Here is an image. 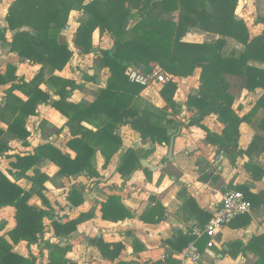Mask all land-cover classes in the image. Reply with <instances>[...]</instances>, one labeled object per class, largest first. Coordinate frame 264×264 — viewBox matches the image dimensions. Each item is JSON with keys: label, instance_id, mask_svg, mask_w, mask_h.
Returning a JSON list of instances; mask_svg holds the SVG:
<instances>
[{"label": "trees", "instance_id": "trees-1", "mask_svg": "<svg viewBox=\"0 0 264 264\" xmlns=\"http://www.w3.org/2000/svg\"><path fill=\"white\" fill-rule=\"evenodd\" d=\"M239 0H16L9 10L7 27H0V46L17 54L30 65H40L39 74L30 82L16 76L17 68L9 65L5 74L0 73V87L11 85L4 92V105L0 107V157L10 151L12 141H21L27 145L31 133L27 129L30 117L38 115L41 105H50L68 119V127L75 137L69 142V148L76 157L62 153L51 144L38 146L33 154L16 156L12 163L17 179H26L29 190L11 181L0 170V207H13L16 210L15 228L7 234L12 243L4 236L0 237V264H36L37 258H29L14 252V245L26 241L29 246L45 244L51 249L49 264H64V255L68 248L52 245L44 240L46 218L51 215L44 207L50 203L45 196V184L49 177L36 169L43 160L49 159L59 165V176L73 177L84 174L89 180L99 178L93 159L99 148L108 162L121 146L122 140L115 135L121 126L129 125L140 135L143 144L169 145L173 134L180 124L171 117L181 113L182 105L174 100L178 85L168 82L161 89V96L167 103L166 108H156L147 103L141 104V92L144 87L133 84L128 77V69L135 66L150 71L156 63L169 75L188 78L196 69H201L200 87L190 94L186 107L196 111L191 126H197L207 132V141L217 143L225 152L231 148L229 157L247 156V171L255 182L264 181V169L254 163V157L264 153V136L256 135L246 151L237 152L242 123L253 124L257 115L264 112V94L259 98L251 112L240 117L234 110L235 101L243 91L255 93L264 90V69L250 62L264 65V31L251 38L248 27L235 18ZM79 11L84 14L76 32L74 43L84 54L93 52V34L96 30L108 32L114 40L111 51H101L95 60L96 67L108 68L111 76L107 87L100 90L97 100L90 105L67 102L69 89L75 87L74 81L63 79L55 72L63 71L73 56L67 43L60 41L63 30L69 23L70 14ZM178 12V19L174 14ZM139 20L130 33V24ZM264 21V20H263ZM192 29L218 34L231 38L244 46L240 54L233 52L224 57L226 46L224 39L211 44H192L183 42L185 35ZM8 31L15 32L9 42ZM47 85L59 97L51 101V95L41 89ZM20 92L26 100L15 95ZM209 115H216L225 126L223 134L217 136L201 123ZM87 122L97 131L82 126ZM264 132V115L256 125ZM137 152L130 149L123 158L118 172L127 177L141 168ZM32 171V174H28ZM148 172V170H145ZM176 177L180 175L176 173ZM250 185L235 190L244 194L252 208L264 205V190L251 192ZM34 196L40 198L43 207L32 204ZM69 202L77 208L84 203L82 194L74 189ZM102 218L113 223L131 218V213L123 206L120 198L111 196L102 205ZM152 216H158L153 223L165 220L164 210L155 208ZM90 216V215H89ZM89 216L81 214L75 220L66 223L52 219L54 236L67 239ZM236 220V219H235ZM241 227L250 224L251 218L243 215L237 218ZM238 227V225H232ZM192 240L179 233L168 241L175 252H181ZM209 239L204 237L198 243L202 249ZM233 246L242 247L239 242ZM97 247L105 262L114 263L123 249L121 244H108L97 240ZM257 256L255 264H264V236L253 238L245 251ZM169 256L167 264H178Z\"/></svg>", "mask_w": 264, "mask_h": 264}, {"label": "crops", "instance_id": "crops-1", "mask_svg": "<svg viewBox=\"0 0 264 264\" xmlns=\"http://www.w3.org/2000/svg\"><path fill=\"white\" fill-rule=\"evenodd\" d=\"M15 1L0 0V27L8 26L6 18ZM174 16L178 19L179 13L176 12ZM83 17L84 14L79 11H73L70 14L69 23L63 30L60 41L69 45L73 56L65 69L55 72V75L75 83V87L69 89L67 102L90 105L97 100L100 90L107 87L111 76L108 68L96 67L95 60L101 51L113 50L114 40L108 32L96 30L93 34V52L82 53L76 47L74 40ZM235 18L246 24L251 38L261 35L264 31V0H239ZM138 21L131 22L129 34H132ZM14 34L15 32L12 31L7 32L6 38L9 42L12 41ZM219 39H224L227 43L223 49L224 57H228L233 52L240 54L244 51V46L234 39L199 29L189 31L182 41L192 44H211ZM109 42H112V46ZM230 43L241 51L233 49L225 55V49ZM98 44L99 48H97ZM250 64L264 69V65L259 63L250 62ZM9 65L16 67V76L23 78L26 82L32 81L42 68L40 65L24 62L17 54L0 46V73L5 74ZM151 65L159 67L156 63ZM132 67L135 66L130 68ZM201 72V69H196L192 76L179 78L163 71L167 81L144 87L140 94L144 103L162 109L167 107V103L160 94L163 86L171 81L178 85L179 90L181 83H186L188 87L192 85L190 81L195 82V92H188L183 98H178L177 90L174 97V100L182 105V110L178 116L171 117L180 124L176 130L170 131L175 136L173 161L168 158L169 145L143 144L140 135L129 125H124L115 131V135L122 140V146L108 162L101 150L96 148L93 165L99 173V178L89 180L84 174L69 178L59 176V165L49 159H43L36 166V169L49 177L44 194L50 207H44V209L49 212L53 220L66 223L79 218L81 214L90 215L67 239L56 238L52 219H45L44 240L52 245L68 248L64 255L66 260L64 264H111L103 261L97 247L98 239L108 244L123 245L119 258L112 264H167L170 255L178 264H193L183 259L184 251L195 241L192 232L195 228H204L209 223L221 206L223 197L243 185L252 186L253 193L264 190V181L255 182L247 171L246 164L249 162L247 156L235 158L233 155L231 159L229 157L231 148L227 151H230L229 153L221 150L217 143L207 141V132L190 125L196 111H190L186 103L189 95L197 93L200 87ZM10 86L0 87V107L5 102L4 92ZM156 86H160V89ZM41 89L50 93L52 102L59 99L54 94V90L47 85H42ZM14 94L26 100L20 92L17 91ZM263 94V89L255 93L243 91L241 97L234 103V110L237 112L235 109L237 102H239L238 105L249 107V112L245 114L239 115L237 112L240 117H244L251 112ZM249 95L253 101L247 104ZM263 115L264 112L261 111L253 120V124H241L237 152L246 151L256 135L264 136V132L259 130L256 132L253 129L256 120L259 121ZM67 123L68 119L52 106L41 105L38 115L30 117L27 121V129L31 133L27 145L21 141H12L10 151L0 157V170L11 181L29 190L30 183L24 178L17 179L15 175L16 171L12 163L16 162V156L33 154L38 146L51 144L62 153L75 158V152L68 146L75 137ZM201 124L217 136H221L225 129L216 115H209ZM82 126L94 132L97 131L96 127L87 122H84ZM0 128L6 130V126L2 123ZM130 149L137 152L142 166L129 176L123 177L118 169L124 154ZM143 161L154 169L144 167ZM254 163L264 169V153L254 157ZM176 173L180 175L179 178L176 177ZM28 174H32V171ZM74 189H77L84 198V203L77 208L69 202V196ZM111 196L120 198L123 206L131 213V218L118 223L102 218V205ZM31 203L43 207L37 196L32 198ZM155 208L164 210L165 220L160 223L152 222L158 219V216L151 215ZM15 214L16 210L13 207H0V237L4 236L10 243L12 241L7 234L16 226ZM247 215L251 218L248 226L241 227L242 222L236 221L237 219L227 224L217 236L214 247L208 248L205 245L201 249L198 246L200 242L198 240L197 246L201 253V260L195 264H255L256 254L249 250L245 251V247L253 238L264 236V205L252 209ZM233 224L238 227H232ZM179 233L191 237L192 240L181 252H175L167 242L174 240ZM237 242L243 246L241 248L233 246ZM14 252L26 258L30 255L35 256L36 264H49L51 249L45 247L43 243L29 246L26 241H20L14 245Z\"/></svg>", "mask_w": 264, "mask_h": 264}, {"label": "built area", "instance_id": "built-area-1", "mask_svg": "<svg viewBox=\"0 0 264 264\" xmlns=\"http://www.w3.org/2000/svg\"><path fill=\"white\" fill-rule=\"evenodd\" d=\"M128 77L131 83L149 87L155 83H165L167 78L159 67H154L150 71L136 67H132L128 71ZM252 204L245 198L240 191L233 190L227 193L221 202V206L217 209L213 218L204 228H195L192 232L193 241L188 249L183 253V259L193 264L201 260V253L197 246V241L204 237L209 239L208 248L216 245V238L221 233L222 229L240 216L250 214Z\"/></svg>", "mask_w": 264, "mask_h": 264}, {"label": "rangeland", "instance_id": "rangeland-1", "mask_svg": "<svg viewBox=\"0 0 264 264\" xmlns=\"http://www.w3.org/2000/svg\"><path fill=\"white\" fill-rule=\"evenodd\" d=\"M94 43H96V41H95ZM109 44H110V46H112V42H109ZM107 46H108V45H107ZM97 48H99V44H98ZM233 49H234V50H237V51H241V49H240V50L237 49V47H235L234 44L230 43V44L227 45V47H226V49H225V52H224L225 55H228ZM94 50H95V46H94ZM136 68H137V67H136ZM153 68H154V67H153ZM189 83H192V85L190 84V85H188V87L186 86V85H187L186 83H183V84L181 83V84H180L179 90H178V92H177V96H178V98H183L184 96H186V94H187L188 92H195V91H196V87H195L196 85H195V82H194V81H190ZM156 84H159V83H156ZM189 86H191V87H189ZM156 88L160 89V86H156ZM187 88H188V89H187ZM247 100H248V101H246L247 104H249L250 102L253 101V99H251L250 95L247 97ZM249 101H250V102H249ZM140 102H141L142 105L144 104L143 100L140 101ZM238 104H239V102L236 103V105H235V109H237V112H238L239 115H241V114H245V113L249 112V110H250L249 107H243V105H238ZM151 106H152V105H151ZM257 121H258V120H256V122L254 123V125H253V129H254L256 132H259L258 130H256V129H257V128H256ZM174 130H176V129H174ZM23 185H24V184H23Z\"/></svg>", "mask_w": 264, "mask_h": 264}, {"label": "water", "instance_id": "water-1", "mask_svg": "<svg viewBox=\"0 0 264 264\" xmlns=\"http://www.w3.org/2000/svg\"><path fill=\"white\" fill-rule=\"evenodd\" d=\"M174 144H175V136H172L170 139L169 154H168V158L170 161H173ZM143 166L151 170L154 169L150 164H147V162L145 161H143ZM157 264H160V263H157Z\"/></svg>", "mask_w": 264, "mask_h": 264}]
</instances>
